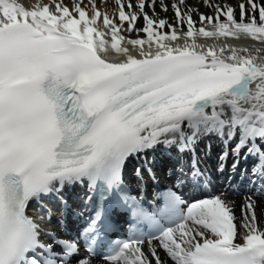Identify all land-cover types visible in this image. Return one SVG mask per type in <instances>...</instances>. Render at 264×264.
<instances>
[{
	"label": "snow or ice",
	"instance_id": "6c2138e0",
	"mask_svg": "<svg viewBox=\"0 0 264 264\" xmlns=\"http://www.w3.org/2000/svg\"><path fill=\"white\" fill-rule=\"evenodd\" d=\"M157 2L115 0L109 14L96 0H0V264H167L158 250L172 264H264L251 196L237 217L223 192L186 202L169 187L146 201L124 178L142 157L154 179L155 155L175 150L189 156L177 184L206 191L196 148L214 136L217 171L251 157L264 185V49L227 42L264 45V0H202L209 13L159 0L172 22ZM76 185H87L90 214L65 239L45 225L42 201L67 208ZM117 210L129 234L113 241Z\"/></svg>",
	"mask_w": 264,
	"mask_h": 264
},
{
	"label": "bare ground",
	"instance_id": "6f19581e",
	"mask_svg": "<svg viewBox=\"0 0 264 264\" xmlns=\"http://www.w3.org/2000/svg\"><path fill=\"white\" fill-rule=\"evenodd\" d=\"M69 1V0H68ZM67 1V2H68ZM214 3L219 2V3H224L225 0H213ZM227 3L232 4L233 6H235L238 3V0H226ZM159 0L157 2V8L156 11L158 13V15L161 18H167L169 22H172L174 19V14L173 11L171 10V8H169V10L167 12L162 11L159 6H158ZM165 3H171V0H165ZM186 3L189 4L190 6H192L193 8H199L200 12H204V13H209L211 10L206 8L203 5L202 0H186ZM114 7H115V2L113 3ZM237 15H238V9H237ZM194 19H198V16H196L194 14ZM142 23V21H141ZM222 39L221 42H217V44H222L225 42L224 38H220ZM227 42L233 45H247V47L252 48V47H260L262 49H264V45H261L259 42L256 41H252L251 39H231L228 38ZM251 44V45H250ZM262 55L264 54V51L261 52ZM262 57V56H261ZM205 139H202L199 143L202 146L204 143L202 142ZM220 146L219 144H215L214 145V149H218ZM225 199L233 202L234 204V212L235 215L237 217L241 216V205H243L245 203V198H239V197H224ZM252 200L255 202L256 204V212H257V216H258V222L260 220V218L264 217V198H252ZM159 254L161 255L162 259H165L167 261V264H172V262L170 261L169 258L166 257V254L163 252V250H158Z\"/></svg>",
	"mask_w": 264,
	"mask_h": 264
},
{
	"label": "rangeland",
	"instance_id": "374dc122",
	"mask_svg": "<svg viewBox=\"0 0 264 264\" xmlns=\"http://www.w3.org/2000/svg\"><path fill=\"white\" fill-rule=\"evenodd\" d=\"M68 0H66L67 2ZM27 6H30L35 0H25ZM70 2V0L68 1ZM87 2V0H85ZM115 0H96L97 6L101 9V11L107 10L109 14H111L114 10V3Z\"/></svg>",
	"mask_w": 264,
	"mask_h": 264
}]
</instances>
